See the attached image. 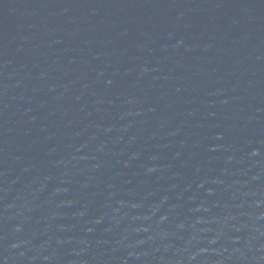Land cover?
Listing matches in <instances>:
<instances>
[{"label":"water","instance_id":"obj_1","mask_svg":"<svg viewBox=\"0 0 264 264\" xmlns=\"http://www.w3.org/2000/svg\"><path fill=\"white\" fill-rule=\"evenodd\" d=\"M0 264H264V0H0Z\"/></svg>","mask_w":264,"mask_h":264}]
</instances>
